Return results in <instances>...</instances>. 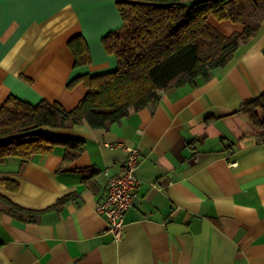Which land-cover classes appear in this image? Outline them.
I'll list each match as a JSON object with an SVG mask.
<instances>
[{"label": "crops", "instance_id": "obj_1", "mask_svg": "<svg viewBox=\"0 0 264 264\" xmlns=\"http://www.w3.org/2000/svg\"><path fill=\"white\" fill-rule=\"evenodd\" d=\"M125 0H31L0 10V104L58 101L73 108L86 94L83 74L113 70L116 60L101 38L123 22ZM209 21L221 32L240 30ZM82 36L88 64L75 66L68 42ZM264 20L229 63L208 79L161 93L105 129L86 122L42 127L46 134L84 141L74 159L66 148L22 162L9 157L0 178L18 182L0 193L31 209H43L70 192L77 201L24 222L0 212V264H264V134L235 112L264 92ZM137 149L141 180L124 214L120 239L95 211L109 177L123 172L126 151ZM230 161H236L230 166Z\"/></svg>", "mask_w": 264, "mask_h": 264}, {"label": "trees", "instance_id": "obj_2", "mask_svg": "<svg viewBox=\"0 0 264 264\" xmlns=\"http://www.w3.org/2000/svg\"><path fill=\"white\" fill-rule=\"evenodd\" d=\"M117 9L122 28L101 38L105 51L114 55L116 67L71 79L68 88L78 82L87 88L73 108L66 109L58 101L30 103L14 95L0 104V164L9 157L25 162L34 154L50 153L56 145L66 148L64 161L74 159L84 149L83 140L49 135L40 128L86 122L91 128L107 130L131 111L156 103L162 92L194 87L199 77L208 79L214 69L229 63L264 20V0H125L117 2ZM209 17L239 25L240 30L225 34ZM68 46L75 66L90 62L82 36L71 38ZM235 112L264 134V92ZM0 183L11 191L19 186L9 178H0ZM78 196L77 191L70 192L43 209H31L0 193V212L38 222L42 213L59 211Z\"/></svg>", "mask_w": 264, "mask_h": 264}, {"label": "built area", "instance_id": "obj_3", "mask_svg": "<svg viewBox=\"0 0 264 264\" xmlns=\"http://www.w3.org/2000/svg\"><path fill=\"white\" fill-rule=\"evenodd\" d=\"M126 158L123 172L111 176L106 181L105 194L95 204V211L106 219L107 230L114 239H120L124 227V214L133 204L141 180L136 176L139 163L138 151L132 147H124ZM235 166L236 161H230Z\"/></svg>", "mask_w": 264, "mask_h": 264}, {"label": "snow or ice", "instance_id": "obj_4", "mask_svg": "<svg viewBox=\"0 0 264 264\" xmlns=\"http://www.w3.org/2000/svg\"><path fill=\"white\" fill-rule=\"evenodd\" d=\"M31 2V0H0V10L3 9L5 4H25V3H29ZM87 2L89 3H96L99 2V0H87Z\"/></svg>", "mask_w": 264, "mask_h": 264}]
</instances>
